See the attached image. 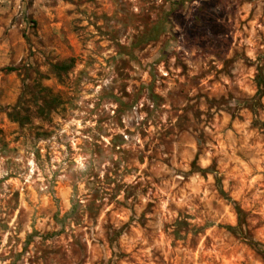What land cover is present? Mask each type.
Masks as SVG:
<instances>
[{
    "label": "rangeland",
    "instance_id": "374dc122",
    "mask_svg": "<svg viewBox=\"0 0 264 264\" xmlns=\"http://www.w3.org/2000/svg\"><path fill=\"white\" fill-rule=\"evenodd\" d=\"M0 264H264V0H0Z\"/></svg>",
    "mask_w": 264,
    "mask_h": 264
},
{
    "label": "trees",
    "instance_id": "16d2710c",
    "mask_svg": "<svg viewBox=\"0 0 264 264\" xmlns=\"http://www.w3.org/2000/svg\"><path fill=\"white\" fill-rule=\"evenodd\" d=\"M10 70H13V69H10ZM237 213H238V216H239V220H241V214H242V210L240 208H237ZM241 223V221H240ZM251 242L256 245L258 243H256L255 241L251 240Z\"/></svg>",
    "mask_w": 264,
    "mask_h": 264
}]
</instances>
